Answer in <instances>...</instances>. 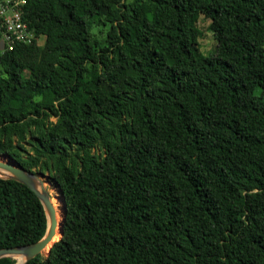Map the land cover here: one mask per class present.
Wrapping results in <instances>:
<instances>
[{"label": "trees", "instance_id": "16d2710c", "mask_svg": "<svg viewBox=\"0 0 264 264\" xmlns=\"http://www.w3.org/2000/svg\"><path fill=\"white\" fill-rule=\"evenodd\" d=\"M24 1L33 42L0 50V155L66 203L27 264H264V0ZM47 228L36 193L0 179V250Z\"/></svg>", "mask_w": 264, "mask_h": 264}, {"label": "water", "instance_id": "95a60500", "mask_svg": "<svg viewBox=\"0 0 264 264\" xmlns=\"http://www.w3.org/2000/svg\"><path fill=\"white\" fill-rule=\"evenodd\" d=\"M4 49H5V43L4 41H1L0 50L4 51ZM4 156H7V155H4ZM9 158L12 160L13 165L12 164H0V179L19 182L23 185H26L33 192H35L45 208L47 220H48V228H47L46 235L39 242L32 244V245L24 246V247L0 250V260L4 258H12L17 261L16 264H27L29 261L37 258L40 255H43V251L47 248V246L51 243L54 236L56 235V230H57L56 213L57 212L53 204L52 195L47 187L45 180L43 179V175L30 172L22 168L11 157ZM60 193L64 201V209H65V214H66V203H65V200H64V197L61 191ZM65 214L63 217V223L61 226V235H60L59 240L62 238L64 234L63 224L65 222ZM52 247L50 248L47 254V257H49Z\"/></svg>", "mask_w": 264, "mask_h": 264}, {"label": "built area", "instance_id": "2783aa9c", "mask_svg": "<svg viewBox=\"0 0 264 264\" xmlns=\"http://www.w3.org/2000/svg\"><path fill=\"white\" fill-rule=\"evenodd\" d=\"M24 0H0V35L5 45L31 44L34 32L24 19Z\"/></svg>", "mask_w": 264, "mask_h": 264}, {"label": "rangeland", "instance_id": "374dc122", "mask_svg": "<svg viewBox=\"0 0 264 264\" xmlns=\"http://www.w3.org/2000/svg\"><path fill=\"white\" fill-rule=\"evenodd\" d=\"M210 22L205 19L204 17H201L198 22V28L201 32V37L199 39V45H198V55L200 57L209 58L214 55V51L217 46V42L215 39V36L212 31L209 29ZM41 44L44 43V39L40 41ZM43 179L45 180L48 189L50 190L52 194V198L54 199L55 192L60 194V191L57 187V185L48 177V175L43 176ZM43 257H47V255H43Z\"/></svg>", "mask_w": 264, "mask_h": 264}, {"label": "bare ground", "instance_id": "6f19581e", "mask_svg": "<svg viewBox=\"0 0 264 264\" xmlns=\"http://www.w3.org/2000/svg\"><path fill=\"white\" fill-rule=\"evenodd\" d=\"M0 164H12L13 165V162H12V160L9 157L1 155L0 156ZM53 204H54V206L56 208V212H57L56 213L57 230H56V235L54 236L53 240L47 246V248L43 251V255H47L48 254L50 248L59 240L60 235H61V226H62V223H63L64 214H65L64 201H63V198L61 196V193L58 194V193L55 192V196H54V199H53Z\"/></svg>", "mask_w": 264, "mask_h": 264}]
</instances>
